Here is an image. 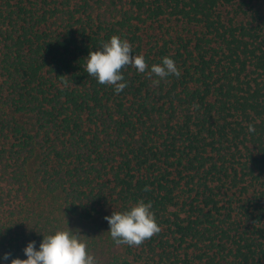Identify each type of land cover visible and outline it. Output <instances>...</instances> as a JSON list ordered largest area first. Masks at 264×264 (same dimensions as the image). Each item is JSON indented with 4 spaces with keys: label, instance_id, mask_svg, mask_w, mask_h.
<instances>
[{
    "label": "trees",
    "instance_id": "obj_1",
    "mask_svg": "<svg viewBox=\"0 0 264 264\" xmlns=\"http://www.w3.org/2000/svg\"><path fill=\"white\" fill-rule=\"evenodd\" d=\"M263 24L251 0H0V255L57 200L99 264H264ZM113 35L181 75L125 66L116 94L84 70ZM139 199L160 231L118 245L105 217Z\"/></svg>",
    "mask_w": 264,
    "mask_h": 264
},
{
    "label": "clouds",
    "instance_id": "obj_2",
    "mask_svg": "<svg viewBox=\"0 0 264 264\" xmlns=\"http://www.w3.org/2000/svg\"><path fill=\"white\" fill-rule=\"evenodd\" d=\"M84 60L87 74L101 85L112 86L116 94L128 87L122 71L125 66H131L139 73L147 71L150 78L154 75L157 78L152 81L154 85H159L161 80L170 76L181 75L173 58L164 56L159 63L149 66L143 55L133 53L126 39L116 35L102 42L95 51L89 50ZM255 131V125L250 123L248 132ZM105 219L109 225L107 232L118 245L139 246L160 231L152 203L143 199L123 211H113ZM84 237L78 230L68 226L48 235L42 234L38 246L36 241H29L24 247L26 258H12L11 253H4L0 255V264H99L97 258L88 252Z\"/></svg>",
    "mask_w": 264,
    "mask_h": 264
},
{
    "label": "rangeland",
    "instance_id": "obj_3",
    "mask_svg": "<svg viewBox=\"0 0 264 264\" xmlns=\"http://www.w3.org/2000/svg\"><path fill=\"white\" fill-rule=\"evenodd\" d=\"M251 5L254 9H256L261 17H263L264 21V0H251ZM264 27V24H263ZM22 121H25L27 125L29 126L31 123V118L29 115H24L21 117ZM60 209V210H59ZM34 211L42 212L43 217L35 216L36 222L38 223L40 229H39V235L42 237L43 235H48L51 232H54L56 230H63L66 229L67 226L73 230L72 224L64 222V219H66V216L62 212L61 208H58L57 200L54 202H49V204L44 207L43 209H35ZM68 218V217H67ZM87 229L83 228L79 230L80 234L84 235V239L87 243V250L90 254L95 256L98 261H101V259L106 258V251L104 248V240L99 239L97 236L93 235L96 234L95 230L90 229L87 234ZM93 231V233H92ZM92 233V234H90ZM39 238V237H38ZM42 239V238H41ZM39 240V239H38ZM41 241V240H40Z\"/></svg>",
    "mask_w": 264,
    "mask_h": 264
}]
</instances>
